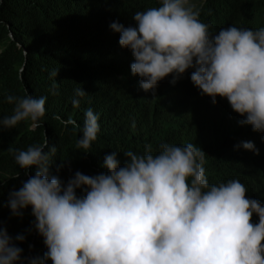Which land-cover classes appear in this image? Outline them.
Returning a JSON list of instances; mask_svg holds the SVG:
<instances>
[{"label":"clouds","instance_id":"obj_1","mask_svg":"<svg viewBox=\"0 0 264 264\" xmlns=\"http://www.w3.org/2000/svg\"><path fill=\"white\" fill-rule=\"evenodd\" d=\"M158 4L134 13L136 27L109 25L119 33L120 47L134 57L130 71L141 78L139 87L153 90L165 78L157 92L186 81L200 98L226 105L253 135L250 141L240 139L235 150L258 155L255 139L264 143V26L231 23L210 31L191 0ZM85 94L77 90L78 96ZM5 99L14 107L0 119V128L22 121H30L32 129L41 126L46 97ZM84 115L76 147L86 153L101 124L100 113L91 108ZM8 151H14L20 168L36 169L10 192L8 207L22 217L31 206L47 248L40 264L49 259L52 264H264V200L253 196L241 177L210 185L203 167L210 153L195 142L165 143L156 155L150 148L142 155L127 151L122 167L113 152L104 159L107 174L77 171L66 184L48 176L57 149L46 138L26 150ZM82 187L85 195L78 197ZM21 252L0 226V264H17Z\"/></svg>","mask_w":264,"mask_h":264},{"label":"trees","instance_id":"obj_2","mask_svg":"<svg viewBox=\"0 0 264 264\" xmlns=\"http://www.w3.org/2000/svg\"><path fill=\"white\" fill-rule=\"evenodd\" d=\"M191 2L200 9L201 22L210 23V31L231 23L264 26V0ZM158 6V0H0V119L13 112L14 105L5 99L9 94L46 97L40 127L32 129L30 121H22L0 128V226L22 249L17 264L31 259L40 264L47 248L34 227L31 206L22 210V217L13 216L8 207L10 192L36 171L20 168L8 149L26 150L45 138L57 149L48 176H57L62 184L77 171L107 174L104 159L113 152L122 167L127 151L142 155L150 148L156 155L162 144L191 141L210 153L203 166L210 185L241 177L249 192L264 200V143L255 139L258 155L236 151L240 139L254 138L226 105L200 98L186 81L165 84L156 92L164 78L144 91L141 78L131 74L134 57L120 47L119 33L109 25L136 27L134 13ZM78 89L86 94L78 96ZM89 108L100 113L101 125L85 153L76 143ZM69 120L73 123H62ZM76 195H85L83 187ZM17 235L25 239L17 241Z\"/></svg>","mask_w":264,"mask_h":264},{"label":"bare ground","instance_id":"obj_3","mask_svg":"<svg viewBox=\"0 0 264 264\" xmlns=\"http://www.w3.org/2000/svg\"><path fill=\"white\" fill-rule=\"evenodd\" d=\"M207 24H210V23H207ZM210 26V25H209Z\"/></svg>","mask_w":264,"mask_h":264}]
</instances>
